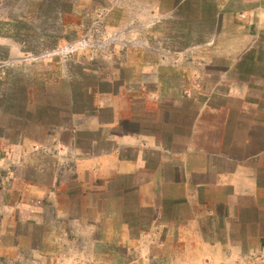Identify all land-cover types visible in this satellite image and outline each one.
Instances as JSON below:
<instances>
[{
	"label": "crops",
	"instance_id": "crops-1",
	"mask_svg": "<svg viewBox=\"0 0 264 264\" xmlns=\"http://www.w3.org/2000/svg\"><path fill=\"white\" fill-rule=\"evenodd\" d=\"M137 2L153 43L126 55L139 80L98 92L96 137L80 124L59 142L75 176L64 262L264 264V0Z\"/></svg>",
	"mask_w": 264,
	"mask_h": 264
},
{
	"label": "rangeland",
	"instance_id": "rangeland-1",
	"mask_svg": "<svg viewBox=\"0 0 264 264\" xmlns=\"http://www.w3.org/2000/svg\"><path fill=\"white\" fill-rule=\"evenodd\" d=\"M138 7L137 0H0V264H65L71 255L73 224L57 206L72 197L75 176L59 142L71 144L80 124V137H96L87 127L98 92L139 80L126 55L153 43L141 41L137 17L148 16ZM144 80L152 84L153 75Z\"/></svg>",
	"mask_w": 264,
	"mask_h": 264
}]
</instances>
